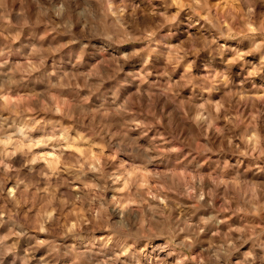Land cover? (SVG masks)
Returning <instances> with one entry per match:
<instances>
[{
	"label": "rangeland",
	"instance_id": "rangeland-1",
	"mask_svg": "<svg viewBox=\"0 0 264 264\" xmlns=\"http://www.w3.org/2000/svg\"><path fill=\"white\" fill-rule=\"evenodd\" d=\"M0 264H264V0H0Z\"/></svg>",
	"mask_w": 264,
	"mask_h": 264
}]
</instances>
